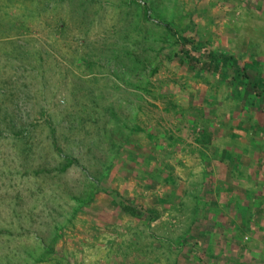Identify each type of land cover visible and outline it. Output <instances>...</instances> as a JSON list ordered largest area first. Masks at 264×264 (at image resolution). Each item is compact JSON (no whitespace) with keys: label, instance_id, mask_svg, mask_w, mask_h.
<instances>
[{"label":"rangeland","instance_id":"obj_1","mask_svg":"<svg viewBox=\"0 0 264 264\" xmlns=\"http://www.w3.org/2000/svg\"><path fill=\"white\" fill-rule=\"evenodd\" d=\"M0 264H264V0H0Z\"/></svg>","mask_w":264,"mask_h":264},{"label":"trees","instance_id":"obj_2","mask_svg":"<svg viewBox=\"0 0 264 264\" xmlns=\"http://www.w3.org/2000/svg\"><path fill=\"white\" fill-rule=\"evenodd\" d=\"M166 29L169 32H172V28L170 26H166ZM188 56L191 59V63L195 65L194 69H199V66L200 68H202V63L199 60L192 58L190 54H188ZM206 68L217 70L219 74H221L222 77L224 76L225 78L226 76L227 78H229L230 74H232L233 72L234 75L232 74V76H230L231 81H235L238 79L236 77V73H239L238 71L240 70V67L232 61V58H229L227 56L211 57V61L206 65ZM255 87L257 88V83Z\"/></svg>","mask_w":264,"mask_h":264}]
</instances>
